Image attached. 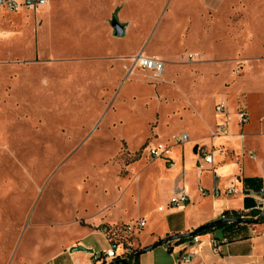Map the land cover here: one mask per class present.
<instances>
[{
  "label": "rangeland",
  "instance_id": "1",
  "mask_svg": "<svg viewBox=\"0 0 264 264\" xmlns=\"http://www.w3.org/2000/svg\"><path fill=\"white\" fill-rule=\"evenodd\" d=\"M132 2L118 16L130 28L116 38L106 24L81 38L55 7L0 10V257L13 264L73 244L90 215L153 218L166 194L148 145L170 148L182 132L207 141L217 103L247 115L239 161L251 163L253 148L264 163V0ZM133 51L161 56L162 76L130 71ZM257 228L264 238V222ZM119 233L139 249L138 231ZM88 241L93 253L107 247L99 235Z\"/></svg>",
  "mask_w": 264,
  "mask_h": 264
},
{
  "label": "crops",
  "instance_id": "2",
  "mask_svg": "<svg viewBox=\"0 0 264 264\" xmlns=\"http://www.w3.org/2000/svg\"><path fill=\"white\" fill-rule=\"evenodd\" d=\"M132 1L47 0V5L42 9L49 11L51 7H55V11L67 13L68 18L64 17L63 21L83 39L94 38L104 24L108 27V34L106 35L114 37L109 25L111 16L116 13L118 21L125 24V31L127 32L130 28L131 20H120L118 16L121 15L122 9L133 3ZM84 4H87L90 8L89 11L91 10L90 13H92L90 16H80L79 9ZM101 7H104L106 13L110 15L108 19L106 18L102 21L98 13ZM95 13H97L96 16ZM42 23L43 20L41 19L38 27ZM136 52L133 51L128 56H133ZM93 54L97 56V52ZM85 55L90 54L87 52ZM153 56L161 59V56L157 54ZM227 109L231 113L244 111L242 109L228 108V106ZM215 117L217 121L214 125L220 122V118L217 115ZM240 127L237 124L236 116L232 114L227 135L213 138L207 135L208 140L205 142H197V140L192 142L189 138L186 143H193L192 152L188 149L191 147L189 146L190 144L185 143L186 147L182 146L183 150L180 151L179 148L181 146L172 142L168 152L164 155L165 158L160 159L162 160L160 163L161 176L158 182L162 184V191L166 194L165 198L160 201L161 204L156 208L153 218L152 214L148 212L143 213L141 216L137 215V218L145 220L144 227L149 225L146 235L142 236L138 232L134 237L139 249H143L139 254L138 264H264V238L258 234V223H238L231 229L214 228L208 233L191 235L187 240H178V236H188L189 233L200 226L221 219L224 211H235L247 215L251 210L255 211L257 209V205L260 202L259 192L261 190L264 192V163H255L257 157L255 154L256 150L253 148H248L246 151L248 155L252 153L254 156L252 158L249 155L251 163L244 164L239 161L236 139L243 140L244 138H240L239 133L242 128ZM162 144L166 145L165 143ZM173 145L179 148L175 149ZM197 145H203L202 149L204 151L212 152V167L218 174V178L213 179L210 165L202 162L200 153L196 149ZM242 148L244 149V147ZM158 161L159 159H155L154 163ZM198 163H202L205 168L199 176L197 173ZM192 176L195 179L194 184L189 181ZM247 179H253V181L248 182ZM131 185H129V188ZM198 185L203 187L208 193L206 195L200 194L197 190ZM213 187L219 189L218 195L213 196L211 194ZM227 189L232 190L231 194L225 193ZM177 192L185 193L188 196V201L178 206L169 205V197ZM120 209L115 210L118 211ZM112 213L113 211L111 213L103 212L86 217L84 226L74 229L78 231V234L72 235V237H76L73 244H69L54 254L51 252L46 253L44 256L38 255L37 251L34 250L24 258L21 264H36L37 262L38 264H93L91 255L94 250L88 241L89 236H101L107 244L105 248L107 249L108 243L100 228L103 225H121L129 220V216L110 219L109 217H112L110 216ZM176 236L177 238L175 239L158 244L160 239ZM210 238H214L217 241V253L212 250L209 243ZM47 243H49L47 247H51V241ZM65 244L66 242L64 241L60 245L57 243L59 247ZM74 248H78V250H72ZM116 253L121 254L122 248L117 247ZM181 254L189 255L190 260L187 263L179 262ZM0 264L13 263L9 259L0 257Z\"/></svg>",
  "mask_w": 264,
  "mask_h": 264
},
{
  "label": "built area",
  "instance_id": "3",
  "mask_svg": "<svg viewBox=\"0 0 264 264\" xmlns=\"http://www.w3.org/2000/svg\"><path fill=\"white\" fill-rule=\"evenodd\" d=\"M47 5V0H0V10L6 9L8 11H18L19 9H26L29 11H37ZM132 61V65L130 66V71L134 68H141L151 72L153 78H159L163 74L164 70V63L153 57L147 56L142 54V52L132 56L130 58ZM215 114L220 117V122L217 123L214 128L210 131L209 137H219L223 135H227L228 133V125L231 121V116L234 114L237 118V124L242 126L247 121V115L244 111H236L235 113H231L227 107L223 103H217L214 106ZM240 138H243L242 134H240ZM189 141V136L187 133L182 132L176 137L173 138V142L175 144L181 145L185 144ZM169 147L162 144L157 143L156 145H148L147 147V156L151 160L155 159H163L165 158L164 155L168 152ZM203 145L196 146L200 153V158L202 162L206 165H210V170L212 172L213 179L218 178V174L214 171L212 167L213 163V155L211 151H204ZM252 158H254L253 154H249ZM205 168L203 167L202 163L197 164V173L198 176L204 171ZM197 190L200 194L206 195L208 191H206L203 187L198 185ZM232 190L227 189L225 191L226 194H231ZM211 194L213 196L219 194V189L217 187H213L211 190ZM259 204L257 205V209L259 211L264 210V192L262 190L259 192ZM188 201V196L183 192H177L172 194L169 197L168 204L171 206H178L186 203ZM145 225V220L143 218H137L133 222H126L121 225L116 226H107L103 225L100 228L101 233L104 235L107 243L108 248L100 252L99 254L93 253L91 255L92 263L93 264H107L108 262L120 258L122 256L128 255L133 253L135 250L131 249V244L124 242L123 238L120 237V233L127 234L131 230H136L139 232ZM209 243L212 247L214 253H217V241L214 238H210ZM121 247L122 253L117 254L116 248ZM190 260L189 255L181 254L179 258V262L187 263Z\"/></svg>",
  "mask_w": 264,
  "mask_h": 264
},
{
  "label": "trees",
  "instance_id": "4",
  "mask_svg": "<svg viewBox=\"0 0 264 264\" xmlns=\"http://www.w3.org/2000/svg\"><path fill=\"white\" fill-rule=\"evenodd\" d=\"M248 182H252L253 179H247ZM246 206V203H245ZM243 216H249L250 219H244ZM231 219V220H245L247 223H262L264 222V210L259 211L258 209L251 210L247 215H244L240 212L235 211H224L222 213L221 219ZM238 222L232 221L228 223H224L222 225L216 226L214 228H223V229H231L232 227L236 226ZM214 228H208V229H201V230H194L192 231V235H199V234H205L208 233L210 230ZM191 235L188 236H178V240L183 239H189ZM143 251V249L135 250L133 253H130L128 255L122 256L120 258L115 259L117 261V264H138V257L139 254Z\"/></svg>",
  "mask_w": 264,
  "mask_h": 264
},
{
  "label": "water",
  "instance_id": "5",
  "mask_svg": "<svg viewBox=\"0 0 264 264\" xmlns=\"http://www.w3.org/2000/svg\"><path fill=\"white\" fill-rule=\"evenodd\" d=\"M109 25H110V27L112 29V35L114 37H122L125 34V24L124 23H120L118 21L116 13H114L111 16V19L109 21ZM232 221H235V222H238V223L245 222V220H231V219L222 218V219H218V220L206 223V224L200 226L199 228H197V230L214 228L216 226L222 225L224 223L232 222ZM189 235H192V232L189 233ZM175 238H177V236L176 237H166V238L160 239V241H158V244H160L162 242H165V241H168V240H171V239H175ZM72 250H78V248H74ZM107 264H117V261L116 260H112V261L108 262Z\"/></svg>",
  "mask_w": 264,
  "mask_h": 264
}]
</instances>
